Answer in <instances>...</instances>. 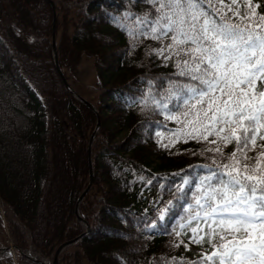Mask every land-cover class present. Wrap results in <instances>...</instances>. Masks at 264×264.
<instances>
[{"label":"trees","instance_id":"obj_1","mask_svg":"<svg viewBox=\"0 0 264 264\" xmlns=\"http://www.w3.org/2000/svg\"><path fill=\"white\" fill-rule=\"evenodd\" d=\"M128 3L0 0L4 264H54L58 248L70 241L58 264H186L199 255L191 249L201 251L187 241L190 232L181 237L187 250L173 246L172 228L183 211L177 205L185 201H175L163 219L157 212L183 176L203 171L207 161L192 154L201 147L193 140L158 145L153 122L163 117L138 110L136 98L147 86L140 78L175 69L144 55L145 45L156 46L151 40L127 51L129 37L113 18ZM82 55L94 62L97 83L75 91L62 74Z\"/></svg>","mask_w":264,"mask_h":264},{"label":"snow or ice","instance_id":"obj_2","mask_svg":"<svg viewBox=\"0 0 264 264\" xmlns=\"http://www.w3.org/2000/svg\"><path fill=\"white\" fill-rule=\"evenodd\" d=\"M133 4L144 5L134 11ZM261 0H129L113 19L129 37L127 51L145 40L144 55L175 71L153 78L136 99L158 114L161 147L193 140L203 171L184 175L175 201L183 209L173 246H201L186 264H264V11ZM133 106L136 103L133 102ZM175 127L168 128L167 122ZM167 129V132L162 131ZM167 136L166 142L164 140ZM228 145L232 148L225 151ZM191 167V166H190ZM193 176L195 179H193ZM154 219L152 225H156ZM175 259V258H170Z\"/></svg>","mask_w":264,"mask_h":264},{"label":"rangeland","instance_id":"obj_3","mask_svg":"<svg viewBox=\"0 0 264 264\" xmlns=\"http://www.w3.org/2000/svg\"><path fill=\"white\" fill-rule=\"evenodd\" d=\"M54 25H55V22H54ZM53 29L55 30V26ZM54 42H55V46H54ZM52 45L54 47V50L56 51L57 45H56L55 32L53 33V37H52ZM64 70H65L64 72L65 74L62 77L65 78V80L67 81L69 88H73L75 91L82 90L83 88H86V87L94 86L97 83V72L95 69L94 62L90 59H87L84 55L81 56V58L76 64H72L70 66V69L67 68ZM43 121L46 123L47 119L43 118ZM92 142H93V137H91V140H90L91 145H92ZM2 210H3V205L1 202V198H0V213L4 215V212ZM4 229L5 231H8L6 223H5ZM198 252L200 251L196 249H191L189 253L191 255L192 253H198ZM15 259H16V255H15ZM3 262L4 261L0 259V264H4ZM54 264H55V257H54ZM57 264H58V258H57ZM82 264H90V263L87 260H85Z\"/></svg>","mask_w":264,"mask_h":264},{"label":"water","instance_id":"obj_4","mask_svg":"<svg viewBox=\"0 0 264 264\" xmlns=\"http://www.w3.org/2000/svg\"><path fill=\"white\" fill-rule=\"evenodd\" d=\"M54 46H55V42H54ZM63 79H64V82H65L66 86L69 87V85L67 84V81L65 80V78H63ZM90 175H91V181H92V172H91V171H90ZM87 192H88V190L85 191V193L81 196L80 200H81V199L87 194ZM70 243H71V242H67V243H64L63 245L60 246V248L58 249V251L56 252V255H55V264H57V258H58V255H59L61 249H62L64 246H66V245H68V244H70Z\"/></svg>","mask_w":264,"mask_h":264}]
</instances>
